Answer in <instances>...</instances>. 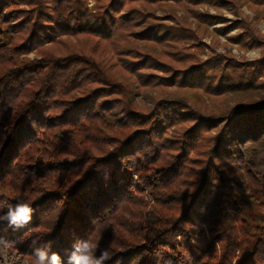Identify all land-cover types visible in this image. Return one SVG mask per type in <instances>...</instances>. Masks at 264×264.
Returning <instances> with one entry per match:
<instances>
[{"label":"trees","instance_id":"obj_1","mask_svg":"<svg viewBox=\"0 0 264 264\" xmlns=\"http://www.w3.org/2000/svg\"><path fill=\"white\" fill-rule=\"evenodd\" d=\"M88 1L0 0V175L28 145L54 160L35 161L42 189L28 182L23 196L31 221L0 223V236L29 252L50 243L65 261L74 243L93 239L113 252L106 264H264V220L252 230L242 216L248 197L264 207V83L252 84L251 73L234 80L221 66L209 95L240 91L256 100L204 115L180 99L152 98L154 107L140 111L133 90L199 89L213 59L177 71L160 60L164 44L185 34L151 15L183 0H93L95 13ZM11 4L33 8L6 13ZM217 20L201 16L203 24ZM33 48L40 59L17 64ZM197 142L206 160L187 167Z\"/></svg>","mask_w":264,"mask_h":264},{"label":"rangeland","instance_id":"obj_2","mask_svg":"<svg viewBox=\"0 0 264 264\" xmlns=\"http://www.w3.org/2000/svg\"><path fill=\"white\" fill-rule=\"evenodd\" d=\"M108 1L100 0V5H105ZM244 1L217 0V3L207 5L198 4V0H183L178 3L170 1L167 3L169 9L165 10V12L156 11L152 13L153 19L161 20L164 25L174 27L177 33L185 34L184 39L182 37L177 38L178 36L175 34L176 38L169 44H164V46L169 45L171 48L163 47L166 57H161V61H166L173 70L177 71V69L188 67L190 63H202L207 59H213L209 63L213 70L211 72L210 70L205 71L206 73H211V76H209V80L202 82L199 89L177 88L174 86L155 90L152 87L133 90L131 99L139 106L137 107L138 110L147 112L146 110H151L154 107L151 101L152 98H162L165 101L172 99L185 101L195 109H202L204 115L208 113L217 114L218 112L222 114L224 110L232 108L237 103L256 100V93L252 95L253 98L248 96L247 93L240 91L228 92L222 94L224 95L222 97L215 98L217 96L209 95L208 89H205L207 85L209 89L215 85L216 76L219 74L221 66L226 74L234 77V80L241 75L246 77L251 73L250 76L254 79L252 84L259 85L264 83V0ZM96 4L97 1L89 0L87 6L95 13L94 6ZM31 8L33 6L23 4L9 5L6 13L13 10L28 12ZM206 15L218 20L203 24L201 16L205 17ZM153 21L151 20V23H155ZM15 23L17 22H13V24ZM182 29H185V32H182ZM187 32H191L194 38L189 37ZM21 37H25V34L21 33L19 38ZM20 43V41L15 42L14 47ZM37 51V49L33 48L26 54L15 56L17 64L20 62L35 63V60L40 59ZM188 53L192 54V58L186 56ZM143 73L146 76H156L159 79L171 76V73L166 72L165 74L153 70H146ZM26 77H29V75ZM184 127H187V124L169 127L165 137L168 139L170 137L174 138L173 133L176 135ZM206 138L207 134H203L201 140ZM37 149L41 151L36 152ZM207 149L200 142H197V147L192 148L189 152L187 167H195L194 165L201 159L205 161L206 157L202 153ZM49 152V149L38 148L37 145H28L14 151L10 164L1 173V175H4H0V196L2 195L4 200H9L10 202L21 200L26 195L25 191L28 187V182H32L36 187L42 189L39 185L40 179L34 173L37 168L35 161L42 159L50 167L54 160L48 156ZM15 158L16 160H14ZM60 159L62 158L60 157ZM21 174L25 175L27 181L19 182ZM68 176L69 172H66L65 178ZM32 195L35 196L34 193ZM145 195L144 200L151 202V196ZM263 213L264 207L261 206V202L256 200V198L248 197L245 199L242 216L252 230L264 220ZM205 230L206 228L203 226L201 231L204 233ZM196 234L198 235L199 231ZM0 240L3 241V243H0V264H32V252H29L20 242L9 241L8 238L5 240L1 236ZM214 250L216 255L221 253L220 247L216 244Z\"/></svg>","mask_w":264,"mask_h":264},{"label":"clouds","instance_id":"obj_3","mask_svg":"<svg viewBox=\"0 0 264 264\" xmlns=\"http://www.w3.org/2000/svg\"><path fill=\"white\" fill-rule=\"evenodd\" d=\"M33 208L26 199L10 203L0 201V223L6 222L9 226L19 229L27 225L32 219ZM0 243H3L0 240ZM99 253V254H98ZM113 252L109 249H99L96 240L85 239L73 245L71 253L65 261L58 253L51 251V244L43 248L34 249L31 253L32 264H106Z\"/></svg>","mask_w":264,"mask_h":264}]
</instances>
